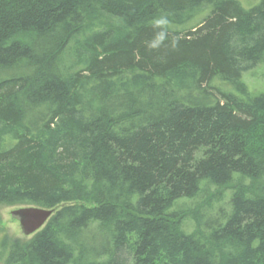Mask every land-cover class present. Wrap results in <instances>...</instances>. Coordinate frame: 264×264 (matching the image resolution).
Here are the masks:
<instances>
[{"label": "trees", "instance_id": "trees-1", "mask_svg": "<svg viewBox=\"0 0 264 264\" xmlns=\"http://www.w3.org/2000/svg\"><path fill=\"white\" fill-rule=\"evenodd\" d=\"M260 64L264 0H0V206L55 210L0 264H264Z\"/></svg>", "mask_w": 264, "mask_h": 264}, {"label": "rangeland", "instance_id": "rangeland-1", "mask_svg": "<svg viewBox=\"0 0 264 264\" xmlns=\"http://www.w3.org/2000/svg\"><path fill=\"white\" fill-rule=\"evenodd\" d=\"M260 0H240L242 5L246 8L252 7L253 5L259 3ZM243 80L248 85L249 91L252 94H256L258 92L264 91V65L260 64L257 67L247 70L243 73ZM216 85L223 86L226 90H232L231 86L227 83H222L219 81V79L215 80ZM237 175V174H236ZM206 184V181L202 182V187ZM213 191L211 193V196L207 194H200L196 199H190L185 201V208L186 210L193 208V207H201L204 204H207L212 199L213 194L216 193L215 188L212 189ZM232 188H226L223 190L224 192V200L227 201L228 198H230V195L232 193ZM210 194V193H209ZM210 198V199H209ZM226 203V202H225ZM212 206H205L201 207L197 210V214L201 216L202 221H205L213 216H215L223 207L222 202H218V199L213 200ZM21 207L18 205L15 206H0V230L3 232L8 233V236L11 240L13 239H21V240H29L33 234L25 235L22 232L20 223L17 219H14L11 215L12 210ZM178 211V210H177ZM186 216L184 218V227L187 230H192L195 226L193 215L191 214V211L185 212ZM2 234H0L1 237Z\"/></svg>", "mask_w": 264, "mask_h": 264}, {"label": "clouds", "instance_id": "clouds-1", "mask_svg": "<svg viewBox=\"0 0 264 264\" xmlns=\"http://www.w3.org/2000/svg\"><path fill=\"white\" fill-rule=\"evenodd\" d=\"M149 25L156 30L150 40L145 41L149 51H159L161 48L178 50L179 38L172 35V19L168 12L159 13L148 21Z\"/></svg>", "mask_w": 264, "mask_h": 264}, {"label": "water", "instance_id": "water-1", "mask_svg": "<svg viewBox=\"0 0 264 264\" xmlns=\"http://www.w3.org/2000/svg\"><path fill=\"white\" fill-rule=\"evenodd\" d=\"M54 211L37 206H21L12 210L11 215L19 221L22 232L30 235L41 230Z\"/></svg>", "mask_w": 264, "mask_h": 264}, {"label": "bare ground", "instance_id": "bare-ground-1", "mask_svg": "<svg viewBox=\"0 0 264 264\" xmlns=\"http://www.w3.org/2000/svg\"><path fill=\"white\" fill-rule=\"evenodd\" d=\"M50 219V218H49Z\"/></svg>", "mask_w": 264, "mask_h": 264}]
</instances>
